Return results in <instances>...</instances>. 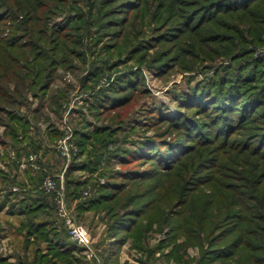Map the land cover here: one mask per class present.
Masks as SVG:
<instances>
[{
  "label": "trees",
  "instance_id": "trees-1",
  "mask_svg": "<svg viewBox=\"0 0 264 264\" xmlns=\"http://www.w3.org/2000/svg\"><path fill=\"white\" fill-rule=\"evenodd\" d=\"M88 1V9L84 10L76 0L70 8H66L67 0H0L4 6L0 18L11 14L12 22L19 21L13 24L9 40L0 46V111L23 104L24 94L32 91L40 101L50 100L59 112L64 92L59 94L52 85L59 69L74 68L78 58L86 65L80 92L90 96L84 99L89 102L87 114L103 124H95L90 133L74 128L79 152L66 173L67 195L77 201L80 211L104 210V236L95 246L102 263L119 264L120 250L130 241L132 248L147 251L148 260L168 246L167 261L189 263L186 250L190 244L200 248L195 264H264V57L253 58L246 50L250 43L246 42L247 35L254 37L255 45L262 44L264 0H155L153 9L146 6L145 0ZM161 10L167 14H159ZM66 11L69 13L63 24L48 25L49 19ZM154 13L159 14L158 21H152ZM166 21L172 24L152 27V22L160 26ZM127 25L130 30H126ZM203 25L200 39L205 44L226 42L224 55L243 50L233 57L237 60L235 66L225 75L217 74L208 83L190 88L177 110L163 105L151 108L154 116L148 118L151 122L146 126L165 124L163 131L154 138L135 142L132 149L110 153L113 159L120 156L118 160L126 170L111 174L109 182L100 185L94 196L82 200L83 183L73 178L74 170H95L94 164L105 156L108 146L117 143L115 132L124 123L126 107L132 106L136 92H148L143 89L141 68H155L160 76L165 74L175 57L172 40ZM94 26L112 39L113 43L103 45L107 53L118 51L112 62L93 57L88 63V53L80 50L83 38L90 36ZM151 41L159 48L150 55L149 49L155 44ZM181 49L192 54L184 46ZM129 61L136 67L109 73L106 83L98 85L106 69ZM210 67L212 63L201 67V71ZM184 70L197 68L193 62ZM42 107L32 111L38 114ZM6 113L13 124L5 134L20 145L19 149L22 143L28 144L25 138L29 121ZM58 136L55 130L48 132L46 142L54 143ZM33 141L29 142L32 151L50 148L44 141ZM87 146L93 149L87 152ZM221 151L229 158L222 160ZM80 157L87 159L78 161ZM147 161L158 169L144 170L141 164ZM220 169L224 171V182L210 178ZM1 173L2 179L11 181ZM155 179L160 181L153 183ZM143 187L145 192H138ZM21 192L20 196L2 194L0 189V211L14 198L10 209H18L10 213L26 217L12 234L21 238L26 248L35 249L31 260L25 254L22 261L18 255L17 264H70L79 246L58 230L54 221L43 218L48 198L33 188ZM155 225L158 230L168 226L171 233L153 249H146V234ZM180 237L185 240L179 242ZM41 243H45L47 252L35 247ZM7 259L0 253V264H10Z\"/></svg>",
  "mask_w": 264,
  "mask_h": 264
},
{
  "label": "rangeland",
  "instance_id": "rangeland-1",
  "mask_svg": "<svg viewBox=\"0 0 264 264\" xmlns=\"http://www.w3.org/2000/svg\"><path fill=\"white\" fill-rule=\"evenodd\" d=\"M67 1L68 4H65L66 8H70L73 0ZM76 1L78 7L83 8L84 10L88 9L86 5L89 2L88 0ZM156 1L145 0V2H147L146 6L153 9L154 5H156ZM170 3H173L172 0H170ZM0 6V9L4 7L3 4ZM5 9L8 11L7 8ZM67 13L69 12H61L57 14L56 17L49 19L48 25L50 27H58L63 24ZM159 14L164 16L167 12L161 10L159 11ZM159 14L154 13L152 21H158ZM138 15L139 14L137 13L135 16ZM147 15L148 18H150L151 14L149 10ZM18 16L20 17L21 15ZM2 17L4 18H0V46L4 45L9 40L12 34L13 24L19 22H12L11 14H4ZM159 24L160 23L152 22V27L158 25V28H162L164 25L168 26V24H172V22L167 23L166 21L160 26ZM128 26L129 25L126 26V30H130ZM204 26L205 25L187 33L185 32L184 34L176 35L177 38L172 40V49H174L173 55L175 57L172 59L173 63H171L172 66L170 70H167L165 74L160 76L155 68H141L140 73L144 81L143 89H146L148 92L142 94L136 92L131 101L132 106L126 107L124 112L126 113L124 114V123L121 126V129H118L115 132V136L118 138L117 143H111L108 146V149L104 151L105 156L94 164L96 166L95 170L83 169L80 167L74 170L73 178L80 181V183H83V186L80 189L82 200L94 196L100 185L109 182V176L111 174L120 173L126 170L127 167L120 164L118 160L120 156L113 159L110 157V153H113L118 149H132L135 142H139L146 138H154L158 136V132L161 133L163 131L162 128H164L165 124L158 125L156 128L146 126L147 123L151 122L150 119L154 116L151 108H157L158 106L163 105L165 108L177 110V108H180L182 105V96L187 94L190 88L201 83H208V81L213 79L217 74L222 76L224 73L225 75L231 71L233 66H235L237 60L233 57L236 54L243 53V50L238 49L229 55H224L223 51L226 50L227 47L224 45L226 42L221 43V45H214L211 43L210 45L205 44L202 39H200V33L203 32ZM219 26H221V24H219ZM223 30L224 29H221L220 32H223ZM90 32V36L85 35L80 47L81 51L88 53L89 56H86L88 63L93 57L97 60L106 59L109 62L115 60L118 56V51L116 49H111L109 53H107L108 50H104L103 48L104 44L113 43L112 39H110L109 36L105 37L106 35H104V32L100 31L96 26L92 27ZM203 35H205V33ZM253 40L254 37L252 35H247L246 42L250 43L247 45L248 48L246 50L251 52V57L253 58L264 57V36L261 37L262 44L255 45L252 43ZM151 42L155 44L149 49L150 55L156 54V50L159 48L157 42ZM231 43L235 42L231 41ZM181 46L187 48L188 51L191 50L190 52H192V54L182 51ZM89 47L91 53L90 51L88 52ZM209 58H212V61H210ZM193 62L195 63L197 70H184L185 67ZM210 63H212V67L201 71V67L209 65ZM74 64L75 67H71L72 69H59L57 74L58 78L52 85V89L58 91L59 94L64 92L63 97L61 98V109L59 112L55 110V107L50 105V100H47L46 98L45 100L40 101L39 97L34 96L32 91L31 93L27 91L24 94L25 98L23 99V104H19L18 106H6V111H0V171H2L1 174H5L11 180H4L0 177V189L2 194L5 192H12L19 194V196L22 193L21 191L29 188L42 192L48 198L46 199L48 207L43 218L54 221L53 223L57 226V229L61 230L68 236L69 229L66 225L67 219L71 221V224L82 225L89 232V246L82 250L81 253L74 252L70 264H103L101 257L97 254L98 252L95 246L100 243L104 236L105 221L101 220L105 214L104 210L98 212L93 210L80 211L77 208V201L74 199L70 200L67 195L66 173L74 161V156H77L79 152L78 146H76L74 141V128L81 132L86 130V132L90 133L95 130V124H103L102 121L98 122L94 117L87 114L86 108L89 105V102L84 99H87L90 96H88L87 93L80 92V79L82 76H85L86 68L84 67L86 65L78 60V58L75 59ZM134 65L135 63L133 61L127 63L120 62L115 69H106L98 85L101 86L106 83L111 77L109 73L125 70L129 66L136 67ZM41 102L43 103L41 104ZM42 105L43 107L38 114H35L34 111H32L38 109ZM81 111L85 113L81 114ZM6 112H11L12 114H16V116H21L23 120L29 121L28 135L25 138L28 144L22 143L20 140L22 145L19 149L18 147L20 145H16L15 142H12V140L5 134L8 126H12L11 124H13ZM36 116L38 119H35ZM148 118L150 119L148 120ZM20 130L21 129L18 130L19 133L21 132ZM54 130L60 133V136H58L54 143H47V133L51 131L53 132ZM65 136H69L68 143L73 144L75 148V150H73V148L70 150L68 158L62 156L58 149L59 142ZM19 138H21V135ZM33 140H37V143L40 141H44L45 144L47 143L48 147H50L48 149L49 152L43 149L37 152L32 151L33 149L30 144L34 142ZM23 147H26V149L24 150ZM91 149H93L92 146H87L86 151L89 152ZM213 152L214 150L211 151L212 154ZM216 153L218 154V152ZM220 153L223 154L222 160L229 158V155H226L223 151ZM234 155L235 154H233V156ZM86 159L87 157H80L78 161H84ZM141 165H144L143 169L148 171L158 169V166L155 163L149 161L142 163ZM222 170L223 169L213 171L210 178H215L217 180L221 179L224 182L225 179L222 178L223 173H221L224 171ZM203 172H206V170ZM46 175L52 177L55 182L56 190L47 192L44 189L43 182L44 176ZM204 176L206 175L204 174ZM159 181L160 179H155V181L152 182ZM233 182L237 181L234 180ZM140 190L145 192V187L139 189L138 192ZM57 191H60L63 195L62 203L64 215L60 214V209L55 200ZM158 193L159 189L155 191V194L158 195ZM2 198L3 197H0V200ZM10 198H13V196L11 195ZM13 199H10L0 211V253L3 257L8 258L7 260L10 264H17L18 255L23 261L25 260L23 256L27 254V257L31 260L35 249L33 246L26 248L23 244V240L12 234L14 229L19 228V223L26 220V217L24 216L13 215L10 213L12 209H18V206L10 209ZM170 233L168 226H164L158 230V226L155 225L153 229L146 234V239L143 244L146 249H153L157 243L166 240ZM51 240L54 241V238L51 237ZM184 240L183 237L179 238V242H183ZM109 241L111 242V240L107 239V242ZM206 246H208V244H204V247ZM35 247H38L39 252H47L45 243H41ZM80 248L81 247L79 246V249ZM169 250L170 248H168V246L163 248V250H158L155 252L153 258L148 260L146 255L147 251H139L132 248L130 241H128L120 250L119 264H143V262L147 264H195V261L200 254V248L198 246L188 244L186 253L190 262L179 263L173 260H166L165 255ZM78 258H81V261L78 262ZM62 261V259H59V262ZM28 262L30 263V261Z\"/></svg>",
  "mask_w": 264,
  "mask_h": 264
},
{
  "label": "built area",
  "instance_id": "built-area-1",
  "mask_svg": "<svg viewBox=\"0 0 264 264\" xmlns=\"http://www.w3.org/2000/svg\"><path fill=\"white\" fill-rule=\"evenodd\" d=\"M69 136H65L59 142V152L64 157H69L70 150L73 148L75 150L73 144L68 143ZM43 187L47 192H52L56 190L55 182L50 175L44 176ZM63 195L60 191L56 192L55 200L57 201L58 208L60 209V214H63V203H62ZM66 225L69 229V237L70 239L79 245L82 249H86L89 246V232L82 225H74L71 224L69 219L66 220Z\"/></svg>",
  "mask_w": 264,
  "mask_h": 264
},
{
  "label": "crops",
  "instance_id": "crops-1",
  "mask_svg": "<svg viewBox=\"0 0 264 264\" xmlns=\"http://www.w3.org/2000/svg\"><path fill=\"white\" fill-rule=\"evenodd\" d=\"M82 250H84V249H81V248H80L78 252H77V251H75V252H77V253H81ZM121 262H122V261H121ZM143 264H147V263H144V262H143Z\"/></svg>",
  "mask_w": 264,
  "mask_h": 264
}]
</instances>
